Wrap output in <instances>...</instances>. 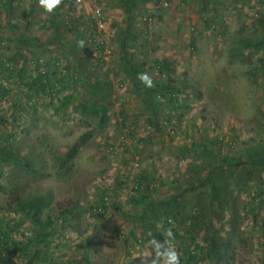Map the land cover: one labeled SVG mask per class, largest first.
Segmentation results:
<instances>
[{"label": "rangeland", "instance_id": "1", "mask_svg": "<svg viewBox=\"0 0 264 264\" xmlns=\"http://www.w3.org/2000/svg\"><path fill=\"white\" fill-rule=\"evenodd\" d=\"M168 1L0 0L9 264H141L169 228L181 264H264V0ZM120 116L141 145H119Z\"/></svg>", "mask_w": 264, "mask_h": 264}, {"label": "built area", "instance_id": "2", "mask_svg": "<svg viewBox=\"0 0 264 264\" xmlns=\"http://www.w3.org/2000/svg\"><path fill=\"white\" fill-rule=\"evenodd\" d=\"M74 2L77 5L84 4L87 0H70ZM163 5L165 7L169 6L168 0H163ZM92 20L95 22V26L97 28V34L101 35L103 33V37L99 38V36H96V43L98 45L104 44L108 42V31L111 28V24L114 22V16L110 13H105L103 6L96 5L92 12ZM151 18H148V20ZM70 23V22H69ZM70 26H73L72 23L69 24ZM108 32V33H107ZM158 68L160 69V66L158 65ZM161 71V70H160ZM75 73V79L77 80H85V76L81 72H74ZM119 124L121 126V133L119 136V145L120 146H128V145H141V138L138 135V130L135 122L133 120H129L125 116H120ZM135 167L137 169H140L141 162L140 158L137 156V160L135 162ZM139 181L135 182V188L138 189L141 186L140 178L137 177ZM112 208V202L109 195H104L102 200L97 203L94 206V211L98 212L99 214H105L110 213ZM171 219L166 221V224L170 223ZM166 226V225H165Z\"/></svg>", "mask_w": 264, "mask_h": 264}, {"label": "clouds", "instance_id": "3", "mask_svg": "<svg viewBox=\"0 0 264 264\" xmlns=\"http://www.w3.org/2000/svg\"><path fill=\"white\" fill-rule=\"evenodd\" d=\"M61 3L62 0H38V5L42 7L46 13H52ZM78 46L84 48L85 41H78ZM137 79L146 87H153V79L149 73H138ZM163 235L165 236L163 241L157 240L156 238L150 241L152 253L150 255L141 256V264H181L180 252L172 243L174 233L169 228L164 231Z\"/></svg>", "mask_w": 264, "mask_h": 264}, {"label": "trees", "instance_id": "4", "mask_svg": "<svg viewBox=\"0 0 264 264\" xmlns=\"http://www.w3.org/2000/svg\"><path fill=\"white\" fill-rule=\"evenodd\" d=\"M35 83H36V84L38 83V85H41V87H44L45 79L43 80V77H42V78L39 79V81L35 80V81H34V84H35ZM46 83H47V82H46ZM68 99H69V98H66V99H65V101L63 102L64 105H66V103L68 102ZM125 117H126V116H125ZM126 118H127V117H126ZM168 219H171V218H168ZM166 221H167V220H166ZM1 238H4V236L2 235ZM9 263H10V262L7 261V260H5V259H3L2 256H1V254H0V264H9Z\"/></svg>", "mask_w": 264, "mask_h": 264}, {"label": "crops", "instance_id": "5", "mask_svg": "<svg viewBox=\"0 0 264 264\" xmlns=\"http://www.w3.org/2000/svg\"><path fill=\"white\" fill-rule=\"evenodd\" d=\"M194 39H198V43H200L201 42V39H202V34L200 32L199 33H196L194 35ZM32 73L35 74L34 72H32ZM40 78H42V75L36 76V79L35 80L39 81ZM32 84H34V82Z\"/></svg>", "mask_w": 264, "mask_h": 264}]
</instances>
